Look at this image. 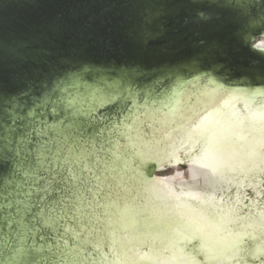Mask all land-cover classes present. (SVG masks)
Returning a JSON list of instances; mask_svg holds the SVG:
<instances>
[{
	"label": "snow or ice",
	"instance_id": "snow-or-ice-1",
	"mask_svg": "<svg viewBox=\"0 0 264 264\" xmlns=\"http://www.w3.org/2000/svg\"><path fill=\"white\" fill-rule=\"evenodd\" d=\"M0 89V212L31 217L36 241L48 240L84 194L91 193L107 163V124H95L71 109L56 130L49 129L27 104L5 105ZM119 100L113 102V107ZM123 110V109H122ZM39 117V119H37ZM11 210V211H9ZM31 264H56L57 251L45 244L30 247Z\"/></svg>",
	"mask_w": 264,
	"mask_h": 264
}]
</instances>
